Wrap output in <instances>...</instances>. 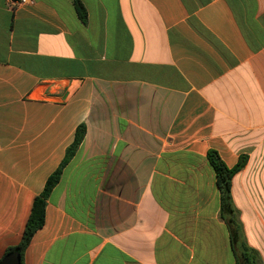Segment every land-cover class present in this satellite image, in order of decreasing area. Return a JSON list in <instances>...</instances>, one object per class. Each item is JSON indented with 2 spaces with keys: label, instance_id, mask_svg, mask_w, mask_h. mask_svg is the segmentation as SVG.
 Listing matches in <instances>:
<instances>
[{
  "label": "crops",
  "instance_id": "1",
  "mask_svg": "<svg viewBox=\"0 0 264 264\" xmlns=\"http://www.w3.org/2000/svg\"><path fill=\"white\" fill-rule=\"evenodd\" d=\"M81 1L0 0V261L84 124L23 264H264V0Z\"/></svg>",
  "mask_w": 264,
  "mask_h": 264
},
{
  "label": "trees",
  "instance_id": "2",
  "mask_svg": "<svg viewBox=\"0 0 264 264\" xmlns=\"http://www.w3.org/2000/svg\"><path fill=\"white\" fill-rule=\"evenodd\" d=\"M73 6L75 8L79 20L83 24H86L88 19V14L82 1L73 0ZM85 134H86V126L82 124L77 128L74 141L67 148L65 158L63 159L59 167L55 170V172H53L47 179L45 187L41 192V194H39L34 199L31 213L27 220L23 232V236L19 244L16 245L15 247L10 248L7 252L8 254L10 252L19 251L22 258V264H23L25 252L29 244L31 243L33 236L39 229L43 227L45 223L47 199L51 194L52 190L58 185L65 167L75 156L77 150L79 149L81 143L85 138ZM207 157L215 171L217 185L221 191L222 217L225 220H227V222H229L230 224H233L237 232L238 229L236 228L235 217H234L235 209L231 200V185H232L233 177L245 166L247 159L246 157H241L235 167L228 168L221 160L219 154L216 151L210 150L208 152ZM241 254L247 264H254L251 261L250 251L243 245L241 246Z\"/></svg>",
  "mask_w": 264,
  "mask_h": 264
},
{
  "label": "water",
  "instance_id": "3",
  "mask_svg": "<svg viewBox=\"0 0 264 264\" xmlns=\"http://www.w3.org/2000/svg\"><path fill=\"white\" fill-rule=\"evenodd\" d=\"M0 264H22V258L19 251L6 254L0 261Z\"/></svg>",
  "mask_w": 264,
  "mask_h": 264
},
{
  "label": "built area",
  "instance_id": "4",
  "mask_svg": "<svg viewBox=\"0 0 264 264\" xmlns=\"http://www.w3.org/2000/svg\"><path fill=\"white\" fill-rule=\"evenodd\" d=\"M21 3H26L28 0H20Z\"/></svg>",
  "mask_w": 264,
  "mask_h": 264
}]
</instances>
